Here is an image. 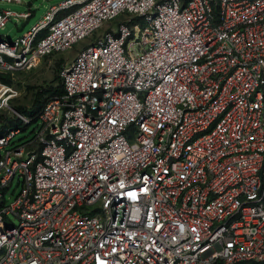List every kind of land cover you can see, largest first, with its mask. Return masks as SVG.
Returning <instances> with one entry per match:
<instances>
[{"label": "built area", "instance_id": "2783aa9c", "mask_svg": "<svg viewBox=\"0 0 264 264\" xmlns=\"http://www.w3.org/2000/svg\"><path fill=\"white\" fill-rule=\"evenodd\" d=\"M90 38L34 137L0 135V264L264 261V0H62L0 36V74Z\"/></svg>", "mask_w": 264, "mask_h": 264}, {"label": "rangeland", "instance_id": "374dc122", "mask_svg": "<svg viewBox=\"0 0 264 264\" xmlns=\"http://www.w3.org/2000/svg\"><path fill=\"white\" fill-rule=\"evenodd\" d=\"M60 1L62 0H21V3L0 1L1 10L24 12L28 10V5H30V8L33 10V14L28 21L18 22L15 19H11L4 26L0 27V36H3L6 40L11 41L24 35L43 17L51 5L57 4ZM90 40L92 39L90 38L81 42L68 52L45 58L37 67L31 70L15 72L12 77L17 83L15 87L19 91L20 95L13 99L10 104L11 108L16 109L18 107H22L23 109L28 110L33 106L36 96L35 93L38 90L44 87H56L60 84V72L62 66L72 60L78 50L87 45ZM41 98H43V96ZM9 110L10 109H6L0 114L10 117L11 113ZM34 127L35 125H31L26 131L17 134L14 138L15 142L13 145L32 138L34 135ZM18 191V189H15L14 194L7 195L8 203L14 199ZM10 219L14 223L17 222L16 218L12 215H10Z\"/></svg>", "mask_w": 264, "mask_h": 264}, {"label": "trees", "instance_id": "16d2710c", "mask_svg": "<svg viewBox=\"0 0 264 264\" xmlns=\"http://www.w3.org/2000/svg\"><path fill=\"white\" fill-rule=\"evenodd\" d=\"M0 80L6 84L14 85L16 86L17 83L13 79L12 75L10 74H0ZM62 87H61V81L60 84H58L56 87H44L38 90L35 93V100L33 103V106L30 109H23L22 107H18L15 110L23 115H26L30 118V124L26 125L21 122L18 118L15 116L7 117L4 114H0V135H4L7 133L9 129L12 128H20L21 132L26 131L29 126L35 125L33 129V133L35 134V128L38 124V114L40 109L43 106V103L45 102V99L48 95L54 94V93H61ZM43 96V98H41ZM34 137V135H33ZM32 137V138H33ZM31 139V138H30ZM222 264V263H217ZM243 264H249V263H243ZM257 264H264V261L257 263Z\"/></svg>", "mask_w": 264, "mask_h": 264}, {"label": "crops", "instance_id": "0c3cea01", "mask_svg": "<svg viewBox=\"0 0 264 264\" xmlns=\"http://www.w3.org/2000/svg\"><path fill=\"white\" fill-rule=\"evenodd\" d=\"M29 6V5H28Z\"/></svg>", "mask_w": 264, "mask_h": 264}]
</instances>
